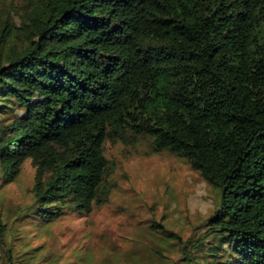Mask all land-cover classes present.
<instances>
[{
  "label": "trees",
  "instance_id": "obj_1",
  "mask_svg": "<svg viewBox=\"0 0 264 264\" xmlns=\"http://www.w3.org/2000/svg\"><path fill=\"white\" fill-rule=\"evenodd\" d=\"M17 15L0 31V178L35 168L18 218L89 215L117 187L106 142L147 137L220 196L194 241L152 220L182 247L170 264H264V0H23ZM7 229L0 216L1 243Z\"/></svg>",
  "mask_w": 264,
  "mask_h": 264
},
{
  "label": "rangeland",
  "instance_id": "obj_2",
  "mask_svg": "<svg viewBox=\"0 0 264 264\" xmlns=\"http://www.w3.org/2000/svg\"><path fill=\"white\" fill-rule=\"evenodd\" d=\"M21 4L23 0L0 2V31L8 16L20 25ZM105 154L116 162L117 187L106 204L85 217L70 213L47 224L18 218V210L32 198L31 160L15 181L3 184L0 178V216L8 222L0 264H10L8 248L14 264H170L182 247L179 241L161 238V232L151 233L152 220L184 240L194 241L204 230L205 219L219 203V191L187 160L152 152L147 137L130 144L107 141ZM205 237L210 238L209 232Z\"/></svg>",
  "mask_w": 264,
  "mask_h": 264
}]
</instances>
